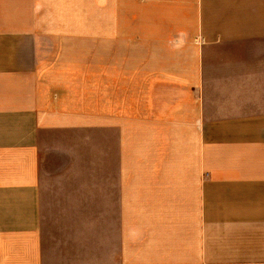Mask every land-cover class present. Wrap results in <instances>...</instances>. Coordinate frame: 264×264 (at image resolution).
Wrapping results in <instances>:
<instances>
[{"label":"crops","instance_id":"1","mask_svg":"<svg viewBox=\"0 0 264 264\" xmlns=\"http://www.w3.org/2000/svg\"><path fill=\"white\" fill-rule=\"evenodd\" d=\"M0 264H264V0H0Z\"/></svg>","mask_w":264,"mask_h":264}]
</instances>
